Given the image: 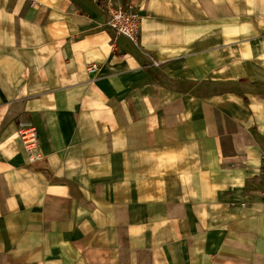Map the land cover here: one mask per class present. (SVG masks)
<instances>
[{
    "label": "crops",
    "instance_id": "obj_1",
    "mask_svg": "<svg viewBox=\"0 0 264 264\" xmlns=\"http://www.w3.org/2000/svg\"><path fill=\"white\" fill-rule=\"evenodd\" d=\"M102 1L0 0V264H264V0Z\"/></svg>",
    "mask_w": 264,
    "mask_h": 264
},
{
    "label": "built area",
    "instance_id": "obj_2",
    "mask_svg": "<svg viewBox=\"0 0 264 264\" xmlns=\"http://www.w3.org/2000/svg\"><path fill=\"white\" fill-rule=\"evenodd\" d=\"M104 13L107 17V27L116 35L123 37L138 46L141 40L143 21L146 18L143 10L123 0H103ZM98 70L96 65H91L88 71L93 73ZM18 137L21 141L29 164H35L43 160L39 151L38 131L32 124H20ZM264 171V155H263Z\"/></svg>",
    "mask_w": 264,
    "mask_h": 264
},
{
    "label": "rangeland",
    "instance_id": "obj_3",
    "mask_svg": "<svg viewBox=\"0 0 264 264\" xmlns=\"http://www.w3.org/2000/svg\"><path fill=\"white\" fill-rule=\"evenodd\" d=\"M124 2H126V3H132V4H135L134 2H133V0H123ZM136 5V4H135ZM137 6V5H136ZM139 7V6H138Z\"/></svg>",
    "mask_w": 264,
    "mask_h": 264
}]
</instances>
